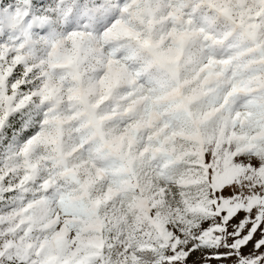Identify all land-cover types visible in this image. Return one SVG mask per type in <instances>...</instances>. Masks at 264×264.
<instances>
[{"label": "snow or ice", "instance_id": "obj_1", "mask_svg": "<svg viewBox=\"0 0 264 264\" xmlns=\"http://www.w3.org/2000/svg\"><path fill=\"white\" fill-rule=\"evenodd\" d=\"M0 264H264V0H0Z\"/></svg>", "mask_w": 264, "mask_h": 264}]
</instances>
